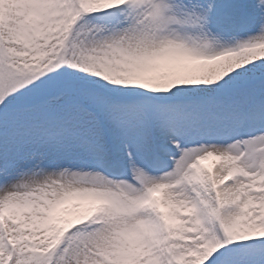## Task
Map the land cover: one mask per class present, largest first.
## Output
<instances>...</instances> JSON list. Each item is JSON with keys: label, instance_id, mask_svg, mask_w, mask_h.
<instances>
[{"label": "snow or ice", "instance_id": "obj_1", "mask_svg": "<svg viewBox=\"0 0 264 264\" xmlns=\"http://www.w3.org/2000/svg\"><path fill=\"white\" fill-rule=\"evenodd\" d=\"M0 264H264V0H0Z\"/></svg>", "mask_w": 264, "mask_h": 264}]
</instances>
